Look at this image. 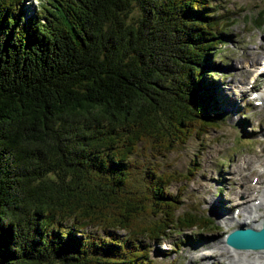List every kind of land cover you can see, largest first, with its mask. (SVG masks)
<instances>
[{
	"label": "trees",
	"instance_id": "trees-1",
	"mask_svg": "<svg viewBox=\"0 0 264 264\" xmlns=\"http://www.w3.org/2000/svg\"><path fill=\"white\" fill-rule=\"evenodd\" d=\"M24 2L0 0V264H155L147 238L201 215L137 155L225 117L212 72L233 18L214 0Z\"/></svg>",
	"mask_w": 264,
	"mask_h": 264
},
{
	"label": "rangeland",
	"instance_id": "rangeland-1",
	"mask_svg": "<svg viewBox=\"0 0 264 264\" xmlns=\"http://www.w3.org/2000/svg\"><path fill=\"white\" fill-rule=\"evenodd\" d=\"M40 1L25 0L24 8H27L28 13L33 12L40 6ZM214 1L217 11L233 19L228 29H225L230 33V38L221 45L219 51L224 60L219 59L218 55L214 56L212 76L219 75L218 87L226 94V104L232 103L239 109H229L224 120L201 126L198 133L188 136L185 142L169 151L149 146V150L144 152L151 153L137 155L138 160L144 162L141 166H153L156 171L174 177L169 190L181 198L176 213L188 211L205 215L210 220L204 224L203 218L198 216L199 222L195 221L196 225L173 227L158 239L147 238L155 264H236L230 260L231 249H227L223 232L240 224L231 222L234 217L247 215L243 210L242 214L236 213L235 206L238 205L234 195L237 189H244L253 183L250 180L252 172H249L250 166H255L252 161L264 157V141L261 138L262 135L264 137V107L259 109L254 106L248 92L243 93L249 71L241 65L243 57L259 60L260 54L264 52V48L256 52L259 43L264 41V24H251L255 15L264 9V0ZM135 12L136 8L133 10ZM259 82L264 84V75L260 76ZM221 107H227L224 101ZM244 111L247 113L246 124L241 125L239 121ZM245 131L252 132L247 135ZM257 145L262 147L261 152L256 150ZM241 153L246 154L245 159L249 158L248 167L242 168ZM255 167L258 168L256 173L259 176L261 167ZM140 191L147 192L142 188ZM97 230L103 232L101 228Z\"/></svg>",
	"mask_w": 264,
	"mask_h": 264
},
{
	"label": "bare ground",
	"instance_id": "bare-ground-1",
	"mask_svg": "<svg viewBox=\"0 0 264 264\" xmlns=\"http://www.w3.org/2000/svg\"><path fill=\"white\" fill-rule=\"evenodd\" d=\"M259 44L260 45L256 49V52H259L264 48V41H261ZM251 60L253 61L254 58L252 57ZM256 84L260 85L259 82H256ZM243 93L245 94L246 91H243ZM260 181L264 182V174H260ZM237 192H240L244 195V198H240L239 201L242 210L244 212H247V215L242 218H238L237 222L240 224L244 223L252 227H259L262 219L264 218V188L260 193L258 185H246L244 189L238 190ZM258 194H260L259 201L252 202V200H254ZM228 247L227 249L228 251H230ZM243 250L244 251L242 252H239L237 250H235L234 252L230 251V260H232L236 264H264V249Z\"/></svg>",
	"mask_w": 264,
	"mask_h": 264
},
{
	"label": "water",
	"instance_id": "water-1",
	"mask_svg": "<svg viewBox=\"0 0 264 264\" xmlns=\"http://www.w3.org/2000/svg\"><path fill=\"white\" fill-rule=\"evenodd\" d=\"M227 242L239 248H264V222L261 229L252 227H238L233 229L229 233Z\"/></svg>",
	"mask_w": 264,
	"mask_h": 264
}]
</instances>
